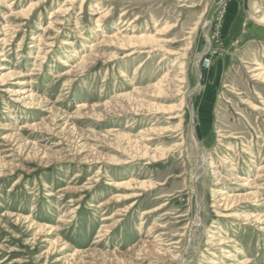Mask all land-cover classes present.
<instances>
[{
  "label": "rangeland",
  "instance_id": "rangeland-1",
  "mask_svg": "<svg viewBox=\"0 0 264 264\" xmlns=\"http://www.w3.org/2000/svg\"><path fill=\"white\" fill-rule=\"evenodd\" d=\"M262 72L264 0H0V264H264Z\"/></svg>",
  "mask_w": 264,
  "mask_h": 264
},
{
  "label": "bare ground",
  "instance_id": "bare-ground-1",
  "mask_svg": "<svg viewBox=\"0 0 264 264\" xmlns=\"http://www.w3.org/2000/svg\"><path fill=\"white\" fill-rule=\"evenodd\" d=\"M108 13V12H107ZM108 14H105V15H103V17H105V16H107ZM52 17V16H51ZM106 35H103L102 37H105ZM134 40L136 41V42H134ZM41 42V41H40ZM126 42H127V44H126ZM149 42H158L157 41V38H155L154 36H150V35H143V36H140V37H132V38H130V39H128L127 38V40L123 43H119L120 44V46H132L133 44H138L139 43V45L142 47V48H147V47H149L147 44L149 43ZM66 44H69V43H66ZM95 44H92L91 46H89V47H93ZM74 48V47H73ZM125 48V47H124ZM101 49V48H100ZM157 49V48H156ZM144 52H146V51H144ZM130 55V54H129ZM88 55H85L84 57H87ZM86 61V60H85ZM64 62V61H63ZM85 64H87L86 62H84ZM258 64V63H257ZM259 69H262V67L260 66V67H257V68H255L254 70H259ZM258 76H264V72H262L261 74H259ZM199 79H200V81H199V83H198V86H202V79H203V72H202V70L200 71V73H199ZM30 93V92H29ZM189 97V96H188ZM185 98V97H184ZM81 106H83V104H77V107H81ZM85 108V107H84ZM264 109V108H263ZM195 134H196V136H197V132H196V130H195ZM197 138H198V136H197ZM199 140V139H198ZM211 163V162H210ZM211 166H212V164H210ZM219 183V182H218ZM248 182H246V184H247ZM244 186H247V185H244ZM243 187V186H242ZM240 189V188H239ZM231 197H234V195L233 194H231V195H229V198H231ZM221 198V197H220ZM226 199H228V197L227 198H225V200ZM197 224L199 223V224H201V218L196 222ZM259 223V222H258ZM264 231V230H263ZM202 234V233H201ZM79 252H80V249L79 248H76L75 249V252H74V254L75 255H77V254H79ZM188 252V251H187ZM184 258V257H183ZM185 261V260H184ZM247 263V262H246Z\"/></svg>",
  "mask_w": 264,
  "mask_h": 264
}]
</instances>
